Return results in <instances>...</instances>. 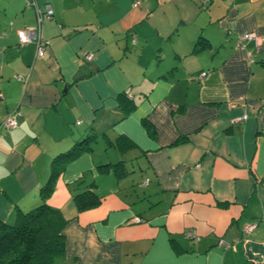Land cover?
Returning a JSON list of instances; mask_svg holds the SVG:
<instances>
[{"label":"crops","instance_id":"obj_1","mask_svg":"<svg viewBox=\"0 0 264 264\" xmlns=\"http://www.w3.org/2000/svg\"><path fill=\"white\" fill-rule=\"evenodd\" d=\"M33 1L52 9L42 56L16 33L34 6L0 0V220L94 134L47 199L66 220L58 264H264V0ZM245 32L258 43L237 47ZM90 182L101 202L79 211Z\"/></svg>","mask_w":264,"mask_h":264},{"label":"trees","instance_id":"obj_2","mask_svg":"<svg viewBox=\"0 0 264 264\" xmlns=\"http://www.w3.org/2000/svg\"><path fill=\"white\" fill-rule=\"evenodd\" d=\"M124 138H118L119 144L123 142L128 145L129 141ZM94 140V134L86 136L78 140L69 151L54 157L49 178L39 189L40 202L26 211L19 210L11 223L0 220V264H58L65 251L63 227L66 220L60 210L51 206L47 199L65 163L80 152L89 150ZM108 166L109 163L98 165L99 168ZM81 182L79 180L76 184ZM92 186L93 182L87 183L85 188L73 193L79 211L93 208L101 202V195Z\"/></svg>","mask_w":264,"mask_h":264},{"label":"built area","instance_id":"obj_3","mask_svg":"<svg viewBox=\"0 0 264 264\" xmlns=\"http://www.w3.org/2000/svg\"><path fill=\"white\" fill-rule=\"evenodd\" d=\"M27 6H34L37 14V21H38V26L34 28H21L17 29V37L19 40V43L25 44L34 41L37 45V55L42 56L44 55L47 47V41L42 37L41 32H40V23L44 18L50 17L52 15V9H51V4L49 2H45L42 7H39L36 5L35 1L33 0H25ZM234 25L231 23V28H233ZM245 39H253L256 43L260 40L259 37L254 35L251 32H245L240 34V36L237 39L236 46L240 47L243 44V40ZM132 42H134V37L132 38ZM93 55L92 53H89L87 55V58H92ZM206 75L205 71H202L199 75L198 78H203ZM247 118L246 114H242L240 116H237L235 118L236 121H242ZM80 122V121H78ZM4 126L8 129H12L17 126V121L12 115H8L4 122ZM136 222L141 221L140 217H135L133 219ZM257 225V221H250L249 223H246L243 226V232L248 233L252 229H254ZM187 236H191L192 232L191 231H186Z\"/></svg>","mask_w":264,"mask_h":264},{"label":"rangeland","instance_id":"obj_4","mask_svg":"<svg viewBox=\"0 0 264 264\" xmlns=\"http://www.w3.org/2000/svg\"><path fill=\"white\" fill-rule=\"evenodd\" d=\"M95 151H98L99 150V148L101 149V148H104L105 147V141H104V139L103 138H98V141H97V143L95 144ZM119 150H121L120 148H119ZM112 151V156H111V158H112V160H117L118 158H119V155H118V152L116 153V151L114 152V150L112 149L111 150ZM134 174V173H133ZM133 178H136V176L135 175H133Z\"/></svg>","mask_w":264,"mask_h":264}]
</instances>
